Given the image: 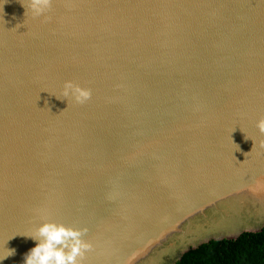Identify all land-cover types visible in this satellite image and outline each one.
<instances>
[{
	"label": "water",
	"instance_id": "water-1",
	"mask_svg": "<svg viewBox=\"0 0 264 264\" xmlns=\"http://www.w3.org/2000/svg\"><path fill=\"white\" fill-rule=\"evenodd\" d=\"M28 4L0 0V264L46 221L88 229L82 264L264 227V0Z\"/></svg>",
	"mask_w": 264,
	"mask_h": 264
},
{
	"label": "clouds",
	"instance_id": "clouds-1",
	"mask_svg": "<svg viewBox=\"0 0 264 264\" xmlns=\"http://www.w3.org/2000/svg\"><path fill=\"white\" fill-rule=\"evenodd\" d=\"M26 8L28 11L31 10L34 17H40L51 11L52 0H29ZM45 19L51 20V17L45 16ZM62 95L63 98L68 100L72 98L77 104L83 105L92 98V89L67 81ZM57 98L61 99V97ZM257 127L261 133H264V118L257 122ZM87 231V228H72L63 223L46 221L37 232L30 235L39 242L26 255L25 264H82L86 253L93 248L90 242L83 239ZM14 254L15 249L8 250V255L3 259Z\"/></svg>",
	"mask_w": 264,
	"mask_h": 264
},
{
	"label": "trees",
	"instance_id": "trees-1",
	"mask_svg": "<svg viewBox=\"0 0 264 264\" xmlns=\"http://www.w3.org/2000/svg\"><path fill=\"white\" fill-rule=\"evenodd\" d=\"M176 264H264V227L202 243L184 252Z\"/></svg>",
	"mask_w": 264,
	"mask_h": 264
},
{
	"label": "bare ground",
	"instance_id": "bare-ground-1",
	"mask_svg": "<svg viewBox=\"0 0 264 264\" xmlns=\"http://www.w3.org/2000/svg\"><path fill=\"white\" fill-rule=\"evenodd\" d=\"M159 262L158 261H156V263L155 264H158Z\"/></svg>",
	"mask_w": 264,
	"mask_h": 264
},
{
	"label": "rangeland",
	"instance_id": "rangeland-1",
	"mask_svg": "<svg viewBox=\"0 0 264 264\" xmlns=\"http://www.w3.org/2000/svg\"><path fill=\"white\" fill-rule=\"evenodd\" d=\"M246 227H248V226H246ZM223 231V230H222Z\"/></svg>",
	"mask_w": 264,
	"mask_h": 264
}]
</instances>
